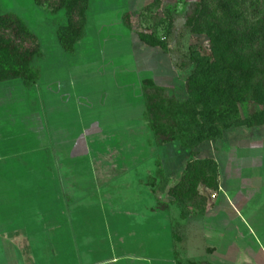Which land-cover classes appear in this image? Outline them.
<instances>
[{
  "label": "crops",
  "instance_id": "obj_1",
  "mask_svg": "<svg viewBox=\"0 0 264 264\" xmlns=\"http://www.w3.org/2000/svg\"><path fill=\"white\" fill-rule=\"evenodd\" d=\"M91 14L88 7L71 54L44 50L34 85L0 82V264H264V125L230 127L192 152L175 142L157 146L144 120L141 85L150 80L173 93L157 81L166 65L177 82L171 54L141 43L132 22L127 29L120 17L118 25L138 41L129 46L134 69L127 71L117 38L107 24L88 23ZM143 137L147 153L136 152L130 162L133 149L140 150L132 140ZM206 159L215 166L216 189L198 185L200 208L187 203L180 216L166 192L187 161ZM132 165L142 167L134 182L148 193L124 198L126 207L111 215L100 186L123 178ZM95 205L104 230L96 237L109 239L97 249L84 230Z\"/></svg>",
  "mask_w": 264,
  "mask_h": 264
},
{
  "label": "trees",
  "instance_id": "obj_2",
  "mask_svg": "<svg viewBox=\"0 0 264 264\" xmlns=\"http://www.w3.org/2000/svg\"><path fill=\"white\" fill-rule=\"evenodd\" d=\"M178 1L175 0L176 3ZM245 1L199 0L197 3H188V8L190 5L193 10L188 18L186 16L183 19V27L189 28L194 34L201 33L203 22L210 14L220 12L223 16L217 17V24L210 23L212 26L208 24V31L205 30L209 42L208 54L189 50L183 55L180 66L186 70V74L183 77L182 99H177L150 80L142 82L144 120L157 146L175 142L180 149L192 152L199 144L214 141L230 127L264 125V69L255 66L241 53L256 38V32L250 29L243 38H237L235 20H241V14L232 19L229 16L233 8ZM32 2L40 5L42 0ZM55 2L51 10L62 11L66 21L55 28L53 35L62 52L71 54L74 45L83 37L89 2ZM161 2L151 0L143 6V12L154 10L152 24L149 32H135L144 45L170 53L168 42L173 33L175 11L172 4L164 5ZM133 16L130 12H124L121 16L127 29L131 28ZM0 29L11 30L17 38H32L23 22L11 13L0 14ZM160 32L161 36L158 35ZM37 57H40L38 46L20 49L0 39V82L16 80L25 87L34 85L39 78V71L32 66V62ZM242 105L247 109L244 115L240 112ZM208 175L210 181L206 180ZM215 182L213 162L207 159L189 160L185 163L179 182L168 189L166 194L179 209L180 216H183L187 203L195 209L200 208L197 203L199 197L195 193L197 186L201 184L216 189ZM158 186L159 189L164 188V185Z\"/></svg>",
  "mask_w": 264,
  "mask_h": 264
},
{
  "label": "rangeland",
  "instance_id": "obj_3",
  "mask_svg": "<svg viewBox=\"0 0 264 264\" xmlns=\"http://www.w3.org/2000/svg\"><path fill=\"white\" fill-rule=\"evenodd\" d=\"M148 1L149 0H88V7H90L92 13L91 16H89L88 23L95 22L96 24H98L100 22L107 24V29L109 28L110 32H113V36L118 40L117 49H120V51L118 52L121 54L123 62L126 63L127 71H130V69H134L132 64L129 65V59L131 58V56H133V52L130 51L129 46L132 47V45H135L138 41L134 40L131 35H127V33L122 30L121 26L118 25V23L120 24L121 22L120 17L122 16L123 12H130L131 14H134L133 19L131 20L133 29L141 32H149L150 25L152 24L151 19L153 18L154 10H151L147 13L143 12L140 9L141 6L146 4ZM198 1L199 0H179L178 3H176L175 0H162L163 3L173 4L172 7H174L175 11L173 13V33L172 37L169 39L168 46L171 54V62L175 67L174 69L176 71L175 74L177 76V82L173 83V87L171 80L169 79L168 72L165 71L166 65L165 68H162V76L159 79L157 77L155 78H157V81L172 87L173 93H171V95H173L177 99H182V94L184 93L181 77H184V75L186 74V70H183L180 66V63H182L183 60V55H186L189 50H198L201 54H208L209 42L205 35L207 33H205V30L208 31V28L210 26L217 24V17L223 16L220 12L212 13L208 17H206L208 21L206 20L205 22H203L201 33L194 34L190 32L189 28L185 26L183 27V19L186 16L188 18L191 13L190 11L193 10L192 6L190 5L188 8V3H197ZM55 4V0H42L40 5L33 4L32 0H0V14L11 13L13 16L19 18L23 22L27 30L32 34L33 38L32 39L26 36L17 38L14 36L11 30L0 29V39L16 45L20 49H32L35 46H38L40 57L34 58L32 62V66L35 68H37L44 50H53L56 48L58 49L59 53H63L59 45L56 43L53 34L55 28L63 24L66 19L62 11L53 12L51 10L55 6ZM158 10L159 8L156 9V11ZM231 13L232 14H229L231 19L239 14H241L242 17L241 20H235V25L238 29L237 38L240 36L243 38V36L246 35L250 31V29L255 30L256 38L252 42L247 44L246 47L241 51V53L244 54V56L246 55L245 59L254 62L255 66L257 65L260 69H264V0H247L239 4L237 8H233ZM208 24L210 25L207 28ZM161 33L162 32L158 33V35L161 36ZM106 45L108 49L110 47H113L111 43H106ZM107 53L109 54L108 50ZM149 60L150 59H147V64L150 63ZM51 73L53 74L54 72L51 71ZM33 96L35 97V95ZM240 109V111L243 113L247 111V109L244 108L243 105L240 106ZM132 142L135 143L136 147H140V150L137 151L133 149L132 152H135V154L132 158H129L130 162L136 160V157H139V153L138 155H136V152H142V154H146L148 150V145L145 144L144 137L139 141L137 139H134L132 140ZM174 150H177L175 145L172 148H167V151L170 155L174 153ZM145 154L142 155V158H144ZM183 155L184 154H178L176 159L180 160ZM150 161L151 160L147 161L146 164L149 165ZM148 165L146 166L148 167ZM150 166L152 167L151 164ZM141 169L142 167L138 168L136 165L129 166L127 174L123 178L122 176H118L115 179V182H112L111 180L112 183L109 182L100 186L99 192L101 193L99 194V197L104 198V201H108V204L106 206L110 210L111 215L119 214V209L126 207L124 206L125 199H134L135 197H138V193H142L143 197H146L148 189H145L143 186H136L134 182V180L137 179L138 175L141 176L140 174L143 171H139ZM146 174V177L145 172L142 176L143 179H145V181L148 183L151 177L148 172ZM158 178L160 179V176H158ZM209 178L210 175L206 177V180L210 181ZM131 182L134 183V185L131 184ZM92 189L94 190H92L91 193L95 192L94 194H96L98 192L96 191L95 187H92ZM195 193H197L196 190ZM197 195L198 194H196V196ZM98 207L100 206L95 205L92 216L88 219V225L84 229L89 231L90 233H93L94 237L93 239L91 238L90 241H92L93 245H95V249L99 248V245H108L109 240L104 238L101 240L100 238L96 237V234L100 237H103L102 234L104 233V230H102V228L97 227L99 219L101 217V213L98 211ZM118 231L117 229L110 228V232H112L113 234H117ZM110 232H108V234H111ZM129 245H133L132 236L129 240L126 239L125 247L128 248ZM122 249H124V246L122 247ZM128 256L130 258H134L132 254Z\"/></svg>",
  "mask_w": 264,
  "mask_h": 264
}]
</instances>
